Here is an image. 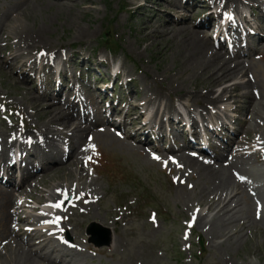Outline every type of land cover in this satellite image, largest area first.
<instances>
[{"label": "rangeland", "instance_id": "obj_1", "mask_svg": "<svg viewBox=\"0 0 264 264\" xmlns=\"http://www.w3.org/2000/svg\"><path fill=\"white\" fill-rule=\"evenodd\" d=\"M90 1L89 3L84 0H78V3H69L67 5H71V7H68L70 9L68 10L55 2L38 3V1L35 0V3H33L31 0H0V11L6 10L8 6L21 4L22 8L25 9V12L29 15V19H31L30 24L32 23L34 26L38 27L39 33L44 41L42 45L52 47V50L73 45L74 49L80 50L84 48L89 51L91 50L93 56L94 50H99L98 56L106 54L112 61H120L121 64L125 66L126 71L130 74H135L139 84L138 90L142 91L143 95L145 94L144 91H146V94L147 92L155 93V91H161L164 93V95H162L164 96L165 102L167 96L166 84L171 77H176L175 80L181 85L179 90H182L181 92L183 93L189 90L195 94L201 95L210 86L207 78L211 75V72L204 67L200 69L203 64H208L207 59H204V57L206 52L210 49L207 47L206 41H204L203 47L205 49L203 52L194 54L193 50L189 47L190 41L188 44L186 42V32L190 29L182 28L184 26H179L180 29L166 25L159 30H169L168 33H170L167 34V36L153 35V31L158 30L156 28H154L153 31L138 34L136 32L137 29H129V26H137L136 22H139L140 25L141 21H143L139 16H136L134 19L130 16L135 10V7L129 4L131 0ZM152 3L157 6L159 4L158 0H152ZM167 4L168 0H165V4H163L165 10ZM123 11L128 12L126 14ZM174 13L177 16L180 15V13H176V10H174ZM41 28L44 30H40ZM81 28L84 29L83 31L88 29L90 32L96 33V35L88 36L86 35L87 33L81 32ZM48 32H50V34H48ZM79 32L82 34L81 37L79 36ZM115 45L118 46V48H116L117 55L111 54L105 49V47ZM109 53L111 55H109ZM81 57L86 56L85 54H81ZM100 58L101 57H95V60H99ZM196 64H198V66H195ZM250 69L256 80L263 85L264 63L255 62ZM17 78H20V76H17ZM215 78L221 79L222 75L218 74ZM18 82L22 83L20 81ZM217 84L212 86H216ZM27 88L29 89L30 87L27 85ZM244 91L250 92L248 89ZM100 141L103 146V152H106L110 158H118L115 162L120 161L119 170L130 175V178H136L145 190L155 196L154 200L159 201L156 203L157 206L163 205L169 212L178 215L181 218L180 223L187 218V214L185 210H183L184 207L188 208V205H194L198 202L207 204V200L209 199L208 196H210L213 189L220 184L227 186L231 184L232 186L230 187H236L233 183V179L227 183L220 182L217 178L214 180L209 179L208 177L211 176L208 174H211V171L208 169L207 176L204 178L205 174L203 175L202 169H199L197 172L199 176H196L197 181L195 178L189 180L191 183L195 184L196 188L193 192H190L192 194H189L187 197L183 193V191H186L185 188L170 186L168 177L155 163L150 162L147 158L139 155V153L129 151L131 149L128 146H124L122 143L119 144L116 142L115 144L112 140L113 144L109 145L106 142L108 141L111 143L112 141L104 138H100ZM189 168H191V170L192 168L197 169L194 165H190ZM126 187H132L131 183L127 182L120 185L119 191ZM217 189L218 191L214 192L220 193L224 190V187H218ZM231 191L233 190L231 189ZM114 200L113 198L110 200L106 198V201L110 203L109 206L111 207L115 205L111 203V201ZM240 202V199L239 202H235V205H239L238 207L241 208L236 210L237 212L239 211L237 213L239 215L236 224L234 223L235 226L239 221L246 222V220H244L245 217L241 216L245 212V207H243V203ZM244 214H246V212ZM247 214L250 216V220L253 221V212L249 210ZM171 220L172 216H164L161 221L162 229H159L157 234L152 233L150 230L147 233L142 231L144 223L142 218H139L130 230H128L129 224L124 228L123 226H119L114 241L121 246L122 243L125 244L127 240L129 246L123 256L125 262H133L135 254L136 259L141 258L143 252L138 253V248L143 247L146 254L149 249L154 250L161 248V244L165 249L174 246L182 256L185 255L182 251L183 247L180 245V241L177 242L182 228L180 227V223ZM88 221H95L102 224L104 220L92 219ZM205 226H210V231L207 235L209 238H213V240L221 237L219 235L220 232L221 235H224L231 230V227L223 222L205 221L197 232H202ZM235 228L236 227H234L233 230ZM252 230L254 233L259 231L257 235L264 236V230L260 231L255 225H253ZM203 239H205L204 236ZM232 242V240L227 241L225 245L230 251V248L234 246L227 247V245H231ZM196 249L197 248H194L191 251L194 264H231L232 261H236V263L245 262L242 258H240L242 261L239 259L238 252L235 253V258H232L233 255L228 253L227 257L229 259L227 260V257L219 254L215 247H206L201 256L197 255ZM5 252H7V250ZM147 260L150 264H172L171 262L161 263L157 261L154 256L149 257ZM90 263L91 260L86 258L85 264ZM0 264H9L7 262V256L3 257L0 254ZM95 264H97V262H95Z\"/></svg>", "mask_w": 264, "mask_h": 264}, {"label": "bare ground", "instance_id": "obj_2", "mask_svg": "<svg viewBox=\"0 0 264 264\" xmlns=\"http://www.w3.org/2000/svg\"><path fill=\"white\" fill-rule=\"evenodd\" d=\"M50 1H52V0H50ZM56 1L58 2V4H59L61 7H64V8H67L68 10H70L68 7L63 6V4H64V3H67V2H69V1H71V0H56ZM42 2L45 3V1H42ZM86 2H89V0L86 1ZM180 4H181V3L179 2V5H180ZM170 5H176V4H175L173 1H170ZM20 6H21V5H19V6H17V7H20ZM176 6H178V5H176ZM150 22H151V23H147L146 25H144V27L142 28V34H144L145 32H148V31H153L154 26L152 25V23L155 24L156 26H157V24H158V23H154L153 21H150ZM182 22L187 24L188 21L182 20ZM166 24H169V26H170V27H173V28H176V27L179 25V23H178L175 19H170V20L166 21ZM168 29H169V28H168ZM40 30H44V29L41 28ZM83 30H84V29L81 28V32H82ZM168 31H169V30H166V31H164V30H154V31H153V35H155V36H164V35H166V36H167V34L170 33V32L168 33ZM13 32H14V33H17V32L15 31V29H14ZM22 32L25 33V37H31V35H29V33H28V30L23 29ZM83 32H84V33H87L86 35H88V36H94V35H96V33H92V32H90V30H88V29H86V30L83 31ZM23 33H22V34H23ZM48 34H50V32H48ZM81 35H82V34L79 32V36H80V37H81ZM86 35H85V36H86ZM186 35H187V37H186V42H187V44H188L189 41H190L189 47L191 48V50H193V53H194V54L202 53L203 50L205 49V48L203 47L204 40L200 39L199 32H198V31H195V30H190V31L186 32ZM9 37H10V36H9ZM36 37L39 38V40L36 42V41H34L35 38H33L32 41H34V42H33V45H32V46H36L37 44H39V41L42 42V40H41L42 37H41L39 31H38ZM31 38H32V37H31ZM144 38H146V37H144ZM17 48H18V47H17ZM30 48H32V47H30ZM30 48H28V49H30ZM6 49H7V45H5V46L0 45V50H6ZM29 51H30V50H29ZM20 52H21V51H18V49L16 50V52H15L14 55H13V57L10 59V62H12V63H10V64H11V66H14V65H16V62L19 61V63H20V65H21L22 69H24V70L26 71V74H28L29 71H31L30 69L32 68V66L26 65V64L24 63L25 58H26L27 55H26V53H21V54H20ZM18 54H19V55H18ZM207 57H208V56H207ZM205 58H206V57H204V59H205ZM208 59H209V60H207L208 64H205V65L203 64V66H202L200 69H202V68L204 67V68H207V69L211 72V75H209V77L207 78V80H208L209 83H210V86L207 88L206 91H204V92L202 93V95H205V94H209V93H210V94L208 95V97H209V96H212V94H213V93H211V92L213 91V87H212V85H213V84H216V83H218V82L220 81V79H214L216 75L222 73V78H221V79L224 78V79L222 80V81H224V80H226V79L229 77V74L227 73V71H225L228 67H229V71H230V72H238V74H236L235 76L231 75V78H232V77H234V78L241 77V75H242V71H239V70L237 69V67L232 66L231 63H228L226 60H224V58H223V56H222L221 54L214 53L212 56L208 57ZM221 63H222V64H221ZM99 64H102V62H100ZM195 66H198V64H196ZM214 72H215V73H214ZM222 81H221V82H222ZM211 82H212L213 84H212ZM207 83H208V82H207ZM207 83H206V84H207ZM245 86H246L245 83H241L239 86H235V87H241V88H243V87H245ZM219 87H220V88H226V90H227V89H230V87H227L226 85H221V86H219ZM159 92H160V91H159ZM238 94H239V96L241 97V104L252 103V100H251V98H250L249 95H242L240 92H239ZM202 95H200L199 98L204 99L206 96H202ZM161 98H162V96H160V97H155L154 100H160ZM199 98H196V99H199ZM258 106L260 107V104H259ZM40 107H41V109L43 110V113L49 114V115L51 116V118H52L53 120H55V121H67V120H70V118H71L69 115H67L66 112H64V111H60V109H58V108H52L51 106L46 107V105H43V104H40ZM191 107H192V106H191ZM86 121H87V119H86ZM80 127H82V125H76V126L74 127V131H75L76 133H78V134H83V131L81 130L82 128H80ZM95 127H96V124H91V125H90V130H93ZM83 130L86 131L85 128H83ZM224 177H225V176H223V177L221 176V178H224ZM208 178L211 179V180H213L212 177H208ZM234 197H236V195H234L233 198H234ZM216 203H217V201L213 200V201L211 202V207H213V208H218L219 206H221L220 204H222V208H221L220 211H225L226 208L229 206L230 201H228L227 199H225L223 202L221 201L219 205L215 206ZM230 213H232L231 210H230V211H227L226 216H227L228 214H230ZM223 220H224V219L217 220V221L221 223V221H223ZM229 221H231L230 224L233 225V224H234V221H237V219H236V217H235L234 219H233V217H232V218L229 219ZM248 226H250V225H248ZM214 247H215V246H214ZM219 253H220V254L222 253V250H221L220 248H219ZM21 257H23V256L20 255V256H17L16 258H21ZM25 258H26L25 260H27V257H25ZM28 260H29V259H28ZM74 260H77V258H74Z\"/></svg>", "mask_w": 264, "mask_h": 264}, {"label": "snow or ice", "instance_id": "obj_3", "mask_svg": "<svg viewBox=\"0 0 264 264\" xmlns=\"http://www.w3.org/2000/svg\"><path fill=\"white\" fill-rule=\"evenodd\" d=\"M155 159H160L159 157H154ZM173 162H175V163H178V162H176V161H173ZM240 179H245L244 177H240ZM54 207H60L61 205L60 204H56V205H53Z\"/></svg>", "mask_w": 264, "mask_h": 264}]
</instances>
